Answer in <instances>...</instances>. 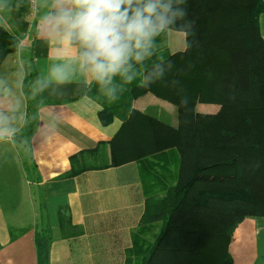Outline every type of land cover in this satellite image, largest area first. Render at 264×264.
<instances>
[{"label":"crops","instance_id":"crops-1","mask_svg":"<svg viewBox=\"0 0 264 264\" xmlns=\"http://www.w3.org/2000/svg\"><path fill=\"white\" fill-rule=\"evenodd\" d=\"M51 4L52 0H40L33 35L19 0H0V24L9 25L22 42L31 44L18 57L14 52L6 58H12L13 66L2 63L0 67V80L11 90L15 105V111L7 113L15 133L0 141V264H143V256L138 255L141 250L134 251L133 236L143 228L146 245L156 243L162 222L142 226L141 221L147 199L163 198L176 182L178 155L172 153L163 160L159 155L149 156L145 164L137 157L110 166V143L123 119L115 117L102 125V103L82 94L95 80L79 69V44L67 45L47 24ZM259 21L264 37V11ZM175 34L179 33L165 30L156 36L153 52L184 50L185 34ZM26 63L37 73L33 91L41 101L33 136L22 85ZM54 65L75 69L69 82L51 80ZM173 105L151 93L133 102L135 110L176 126ZM200 105V112L219 110L217 104ZM144 130V134L129 136L127 151L151 148L152 130ZM122 143L123 139L115 138L117 151L123 150ZM73 155L78 156L75 167L96 168L68 175ZM229 251L235 264H264V218L243 220L233 233Z\"/></svg>","mask_w":264,"mask_h":264},{"label":"trees","instance_id":"trees-1","mask_svg":"<svg viewBox=\"0 0 264 264\" xmlns=\"http://www.w3.org/2000/svg\"><path fill=\"white\" fill-rule=\"evenodd\" d=\"M171 2L185 15L166 30L183 32L186 48L167 56L153 52L142 64L132 61L131 83L113 77L115 100L96 81L82 94L102 103V125L123 119L115 138L123 139L124 148L117 151L112 139L110 166L137 157L145 164L149 156L163 160L178 155L176 182L163 198L147 199L142 217V226L162 222L156 243L146 245L143 228L133 236L143 264H235L229 246L236 227L248 217L264 218V37L259 21L264 1ZM19 6L27 13V0H19ZM20 42L18 33L0 24V67ZM36 74L32 65L26 66L30 136L37 129L41 102L33 91ZM146 93L176 106V126L133 108L134 100ZM200 103L217 104L219 110L200 112ZM145 127L152 130L151 148L127 151L129 136L144 134ZM76 158L71 157L68 175L96 168L75 167Z\"/></svg>","mask_w":264,"mask_h":264},{"label":"clouds","instance_id":"clouds-1","mask_svg":"<svg viewBox=\"0 0 264 264\" xmlns=\"http://www.w3.org/2000/svg\"><path fill=\"white\" fill-rule=\"evenodd\" d=\"M51 8L47 24L67 45L79 43L80 71L107 90L112 100L116 99L113 77L131 83L135 78L131 62L142 64L151 57L155 37L185 15L173 9L171 0H52ZM74 71L68 65H54L49 76L66 83ZM11 97L6 82L0 80V141L15 133L7 115L15 111Z\"/></svg>","mask_w":264,"mask_h":264},{"label":"rangeland","instance_id":"rangeland-1","mask_svg":"<svg viewBox=\"0 0 264 264\" xmlns=\"http://www.w3.org/2000/svg\"><path fill=\"white\" fill-rule=\"evenodd\" d=\"M6 18L5 17H3V20H5ZM28 22H29V19H28ZM3 24V23H2ZM6 28H8L9 30H11L10 28H9V25H6ZM12 31V30H11ZM167 31H172V30H167ZM173 32H175V31H173ZM176 33H179V34H183V33H181V32H179V31H176ZM179 34H175V35H179ZM29 41V40H28ZM28 41H26L25 43L24 42H20V44H19V47H18V50L16 51V54L14 55V56H16V57H18L19 56V53H20V51H21V49H23L24 51H26L28 48H30V43L28 42ZM162 53V52H161ZM168 54H170V53H168V52H164L163 54H162V56H167ZM5 65H10V66H13L14 65V62L12 61V58H8V59H5V62H3ZM28 63H26V65H27ZM25 65V66H26ZM6 69H3L2 70V72H1V74H3V73H5L4 71H5ZM22 70V67H20L19 66V71H21ZM24 74V76H25V72L23 73ZM24 78L25 77H23V79H22V85H23V82H24ZM24 92V91H23ZM201 105L202 104H210V103H200ZM173 105V104H172ZM200 105V106H201ZM174 106V105H173ZM175 107V106H174ZM202 107V106H201ZM204 107V106H203ZM197 108H198V106H197ZM161 120H163L162 118H160Z\"/></svg>","mask_w":264,"mask_h":264},{"label":"built area","instance_id":"built-area-1","mask_svg":"<svg viewBox=\"0 0 264 264\" xmlns=\"http://www.w3.org/2000/svg\"><path fill=\"white\" fill-rule=\"evenodd\" d=\"M40 0H27V15L30 28H32L38 18Z\"/></svg>","mask_w":264,"mask_h":264}]
</instances>
